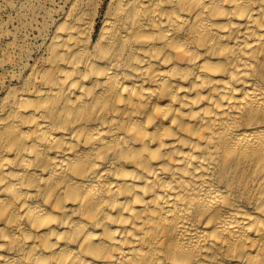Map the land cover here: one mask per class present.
<instances>
[{
    "label": "bare ground",
    "instance_id": "bare-ground-1",
    "mask_svg": "<svg viewBox=\"0 0 264 264\" xmlns=\"http://www.w3.org/2000/svg\"><path fill=\"white\" fill-rule=\"evenodd\" d=\"M34 27L0 31V264H264V0Z\"/></svg>",
    "mask_w": 264,
    "mask_h": 264
},
{
    "label": "rangeland",
    "instance_id": "rangeland-1",
    "mask_svg": "<svg viewBox=\"0 0 264 264\" xmlns=\"http://www.w3.org/2000/svg\"><path fill=\"white\" fill-rule=\"evenodd\" d=\"M40 10L37 18L36 10ZM51 10V0H0V31L17 41L32 44L35 41V25L40 22L42 13ZM33 38V39H32ZM0 39V60L3 56Z\"/></svg>",
    "mask_w": 264,
    "mask_h": 264
}]
</instances>
